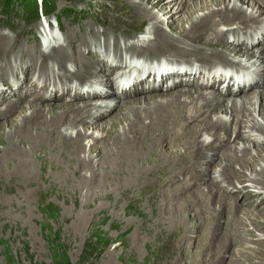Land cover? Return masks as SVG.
I'll use <instances>...</instances> for the list:
<instances>
[{"label":"rangeland","instance_id":"obj_1","mask_svg":"<svg viewBox=\"0 0 264 264\" xmlns=\"http://www.w3.org/2000/svg\"><path fill=\"white\" fill-rule=\"evenodd\" d=\"M185 1L188 0H178L177 3H184ZM219 1L221 0H215V2L214 0H207L204 2V4H202V6L205 5L204 7L206 8L205 9L203 7L204 12L207 10L217 11L219 8L218 10H221V14H224L225 10H222L223 8L220 7L221 3ZM161 2H164V5L170 8L172 11L176 9V6L174 3H171L170 0H161ZM241 2V0H224L223 4H226V6L229 8H232L234 5L239 7L241 6V8L244 10L243 12L246 15H257V22L259 23L257 27L259 26L258 28H261L262 32V29H264V14H258L259 12L257 13L256 10L257 8H253V3L251 4V2H248V0H244L245 3ZM141 3L142 2H138V0H53L55 7L53 12L48 16H38L36 19L35 17L28 19L24 17L18 5L13 7V9L17 10L16 13L14 11H8L6 12V16H3V13L0 11V35L3 34L7 37V47H9L10 43L16 39L13 47L9 49L10 57L8 68L10 70L7 73L11 71L13 72L10 73V79L14 80V73L17 79L20 77L21 68L25 66L23 63H25V61L27 62L26 58H24L26 50L29 52L33 48V50L36 52L40 51L39 53L46 52L39 50L36 40V30L40 22H52L53 16L56 15L58 23L61 25L60 35L64 40L63 45H67L65 43L67 29L76 32L75 36H77L78 39L81 36H85L89 40L92 39L90 33L88 32V28L91 27L93 31L96 32L94 35L96 42L101 44L102 49L105 39L101 35V32L106 34L110 51L114 38L120 40V46L123 49L125 46H127V44L129 45L128 42H124L128 40V38L132 37L135 32H139L142 28V24L149 26L155 22L151 19L146 20L136 13L131 12V6ZM144 7H146V9L149 8L147 4ZM66 9H68V11ZM203 10L196 9L195 13L192 14V19L196 20L203 13ZM129 13H132V15ZM154 13H156V11H154ZM189 13L185 15L183 14V18L179 17V20L183 21L181 23L183 26L182 28L187 32L190 25V23L186 22L188 21L187 16L190 15ZM153 15L155 16L154 19L159 21L163 20L162 16L158 14ZM236 15L237 13L235 16ZM225 16L228 15L225 14ZM231 16L233 17V14H230L228 17ZM99 22H101L103 25ZM78 24L85 26L79 29ZM171 24L172 25H170V22L169 25L164 23V27H162L172 36L180 37L178 35L188 34L186 32H181L182 29L179 23L175 26L173 25V22H171ZM230 26H218L217 30L223 28L222 30L230 29L228 30L230 32H245L243 26L235 22H233ZM251 31H253V27L248 30L246 34H249ZM257 32L259 33V31ZM149 33L150 37L148 39L152 40V33ZM209 36L210 35H208L206 40L211 37ZM3 37L4 36H0V38ZM241 38V36L238 38L229 34L227 35L226 40L229 43L233 42V40L239 39V43H242L244 39ZM149 40L143 41L149 42ZM250 41H255V39L244 40L246 44H249ZM94 44L96 43L92 42L90 45L92 50V46ZM248 46H252L251 51L253 54H257L260 51V47H255V43ZM145 48L142 49L143 52ZM203 48L204 50H207L206 47ZM229 58L233 61L236 60L238 62H244V65L246 66H251V68L254 70L252 72L254 78L257 80L255 77L257 73L256 69L258 68L260 75L262 70L261 66L263 67V64L257 60V57L247 60L244 57H234L231 54ZM236 61L233 63L237 64ZM68 64H70L68 68L71 66V69H67V71H73L74 66L72 63L67 62L66 65ZM48 68V80L51 78L58 80L56 76L58 73L57 68V72L51 70L49 66ZM21 74L22 77H20V80L24 81L25 76L22 72ZM99 79H102V77ZM6 80L9 81L8 74ZM258 80L259 87H253L252 90L249 91V94L231 96L228 94L223 95V90L217 92L218 90L214 88H204L201 90L202 93L206 95L205 101L206 99L212 100V98L215 96H219L218 100H224L223 104H221L216 109L217 111L215 110L213 113H210V118L212 117L211 119H218V129L210 131V128H212L211 125L205 129L204 123H198V126H196L197 131L200 129L198 132V140H195L194 137V139L190 138V136L189 139L185 138L186 140L190 141L192 147L194 146L193 148L196 149L195 153L199 152V154H202L204 153L205 148L198 149V147H196L198 144L200 145L201 143H206L219 147L221 143L220 141L223 140V136L220 133L221 130H224L225 126H228L229 128V142L227 141V143L223 144L222 148L218 150L219 153H217L219 157L217 156L216 159L212 160V165L206 174H208L209 179L211 178L214 182H216L215 184L220 189L216 198H218L221 194L230 197V199L228 198L225 201L227 202L226 207L228 208V206H230L233 208V206H236V208L239 209V217L242 216V220H236V225L239 228H235L233 233L229 235V238H232L235 233H238L236 239L233 237L231 246H228V244H226L227 242L225 243L227 240V234H223L224 230L227 229L226 227L228 224V217H226V215H224V217H220V221L218 222L220 224H218L216 234L220 239L216 237V240H210L213 246H211V242L209 245L206 244V238L212 234V229L215 227V224H210L211 216L215 213L212 212V210L210 212L199 211L198 214H195L197 208H189L186 212L188 215L187 220L183 218V223L187 226V228H184L182 233L178 231L177 227L174 228L173 225H168L167 222L164 224L161 223L160 218L164 216L168 206L166 203H161L162 193L160 191H165L169 188H157V186H152L151 182L153 179L160 177V175L156 174L157 169L160 168V165L164 166L162 164L167 162L168 165H165L163 168L166 166H171L175 159L171 158L168 161V157L166 158L164 156L163 151H161L159 159L155 163L154 161H151V169H149V172L139 179V182H127V184H129L126 188H120L115 185L112 186L111 183L105 180L101 190L98 188V190L96 189L91 191L88 189H81L79 187L77 178L68 169V165L62 160V158L59 159V163L57 164L60 166L61 171H63L62 175L52 172L54 170H52L50 166L42 165L36 155H38L40 152H43L46 149L44 148L43 150L38 151L34 156H29V159L34 165V170L32 171L31 178L26 179L27 181L25 179H20V172L17 174L15 171L16 163L18 162L15 159L13 161H9V163H4L0 169V264H159L160 261H162L161 257L163 259L168 258L173 254L172 252H167L169 249H165L170 247L167 244L175 245L177 254H175L174 259H178L177 264H203V262L206 260V256L212 255L213 252H215V254L217 253L216 256L220 257L219 254L222 245L223 250H226L225 257L227 259L220 264H264V242H259L260 239L264 241V201L260 202V197H262L261 195H264V174L262 173L264 172V136L254 131V127H256L264 132V113H259L260 103H264V100L262 99V102L259 96L260 92H264V76L260 75ZM58 83L61 86L59 80ZM50 84L55 83L50 82ZM58 88L60 91L61 87ZM187 89V86H176L175 89H170L171 91L169 90L170 92L167 93L174 94V92L176 93L179 90ZM41 92L39 93L43 94ZM157 93H160V91H157ZM23 94H25V91ZM245 96H251L249 101L250 103L245 105L246 107L243 112L236 114L235 118L232 117L229 112V101L235 99L238 102L240 101L241 97ZM180 97L182 100H184L182 95ZM55 98H57V95ZM131 98L134 97L131 96L124 99L120 98L119 100L124 101ZM11 99L18 100L19 97L14 96L10 99L7 97V102H10L9 100ZM27 99H21L20 102L22 104H19L18 106L23 105L25 107H29L30 103L26 102ZM58 101H64L65 103H68V105L69 102L73 104L72 97H66L62 99L59 95ZM83 101L84 100L81 99L77 100L76 102H78L80 105ZM105 101L110 104V107L105 111L106 113L100 119L105 117L104 120L107 119V121H109L108 125L107 123L106 125L103 123V126L99 127L96 124H100L101 121L96 122L95 120L97 119H95L90 124L84 123L85 125H79V123H76L73 126L61 125L56 129L58 133L72 136L73 139L75 138L77 131H82L83 129L86 130V136L82 141L84 149L82 151L83 153L80 152V159H89V163H91V165L93 164V167H95V161H97L98 156L94 152L90 154L89 144L92 141H95V139L96 141L94 144H96L99 140L98 138L100 137H105V140L107 139L106 134L110 128V122L112 123L111 119H114L119 112V108L117 106L113 107L114 103L118 102L117 99L109 97L106 98ZM202 101L204 100L197 101L198 105H203L205 101L203 103ZM33 103V106L45 108L54 102L48 101L47 103H44L42 101H36ZM65 103H59L60 105L58 106L63 107V110L66 111L67 115V113L73 111L75 108L72 107L71 109H68L66 108ZM262 108L264 111V107ZM24 110L25 112L23 114L27 113V115H29V109L26 108ZM140 113L143 115L142 112ZM207 113L208 112H206V114ZM92 114L93 112L90 113V115ZM19 116L20 115L18 112L13 110L6 116L8 118L4 117L0 119V124L3 127V131L6 132L7 130H10L9 126L6 124V119H13L20 122L21 116ZM154 117L155 116H152V120H154ZM142 118H144V115ZM38 120V118L34 119L35 122ZM163 120L165 121L166 118H163ZM174 121L175 120L172 122ZM146 122L147 120L145 119L143 123L146 124ZM236 122L237 124L239 123V130L243 137H236L235 133H233L237 127L235 124ZM154 124L152 126L153 128H156V123ZM123 128H126L124 122L117 123L114 126V129L118 132H121ZM135 131H138V129H135ZM185 131L186 129H184L183 135ZM215 131H218V140L213 138L217 133L212 136V133ZM22 135L23 134L20 132L18 133L17 137L20 136L19 138H21ZM154 138L157 139L158 137L155 135ZM219 138L222 139L219 140ZM3 139L4 140L0 141L1 156L4 155L12 157L15 153L14 149H7V151L2 152V150L7 146L6 138L4 137ZM145 139L146 138L144 137L142 140ZM170 140L171 137L167 139V142H170ZM186 140L182 138V145H176V147L172 146L170 148V150L172 149L171 155L174 156L175 153H180V151L183 149L182 146L186 143ZM16 142L17 141L14 140L15 144H17ZM57 148L60 150L59 145ZM97 148L99 149V147ZM224 148L226 149L223 150ZM244 149L246 151L243 156L241 153L236 155L234 151L232 152V150L237 152L241 150L242 152ZM223 152L227 153L230 161L236 156L237 160L232 163L228 162V166L227 162H224V160H222L223 158H221V154ZM54 154H56V150H54L52 154L47 152L42 156L47 160H50ZM189 154L191 155L192 153L188 152V156L186 155L187 160L191 157ZM62 155L66 160L70 157L69 154L65 152H63ZM177 157L178 158L176 160H178L179 163V160H181V155H178ZM147 164L148 163L144 162L141 166L145 165L146 167ZM183 164H185V162ZM176 165H180V163ZM227 167L229 168L227 169ZM221 168H224L227 170V172H229L228 175L232 180L226 181L222 178L223 176L220 172ZM86 170L87 169L79 170L80 175H84L85 178H89L90 172ZM94 171H96V168ZM176 171L177 169H174L171 174ZM186 173L187 172L180 176L182 177L181 180L187 185V187H192L193 185L191 184L193 183L189 181L187 176L190 172L188 174ZM14 178H18V182H13ZM209 184V181H206L203 184H197L188 190L189 192L187 195H177V199H179L180 202L190 199L189 197H191V195L194 193L193 198L203 203L204 207V203L209 204V202H212L210 204L211 208L216 210L218 209V201L216 202L213 199H208L206 194H199L196 189L197 186L200 189ZM243 185L246 187L244 190L242 189ZM240 189H242V192ZM238 190H240L241 194L238 192ZM249 191L251 193L259 192L260 196L251 197V195H249ZM244 193H246L247 196H245ZM140 194L142 197L141 199L137 200ZM234 198L235 200H233ZM154 199L159 200L160 205L153 203ZM245 213H247V215H244ZM246 216L249 219H247ZM196 217H199V220H202L203 218V226L201 225L198 227L197 234L195 224L200 221H198ZM255 217H257L258 220H255ZM178 234H180L184 239L179 238L178 241L171 239L169 240L171 236ZM193 236L194 238H192ZM178 243L181 245V254L180 248L177 246ZM216 243H218L220 246ZM161 251L165 253L162 254ZM158 257L160 261H158ZM189 259L191 261H189ZM207 261L208 262L204 264L215 263H211L212 261L210 260Z\"/></svg>","mask_w":264,"mask_h":264},{"label":"bare ground","instance_id":"obj_2","mask_svg":"<svg viewBox=\"0 0 264 264\" xmlns=\"http://www.w3.org/2000/svg\"><path fill=\"white\" fill-rule=\"evenodd\" d=\"M177 1L178 0H170V2L174 3V5L176 6V9L173 11L167 6H165L164 2H161V0H138V2H142V3L131 6L132 13H136L137 15L145 18L146 20L148 19L154 20L155 22H153L152 25L149 26L142 24L141 26L142 28L140 29L142 31L141 40L139 41L137 39L131 40V42H128L129 45L127 44V46H125L123 49L120 46V42H119L120 40L114 38L112 41V47L110 51V46L108 45L106 34L104 32H101V35L105 39L103 43V51L111 52V55L110 54L107 55L106 58L108 61H111L113 63H108L105 59L98 57L95 50L94 49L92 50L90 48L92 42L96 44L98 43L96 42V38L94 36L96 32H94L91 27L88 28V32L90 33L92 39L88 40L85 36H81L78 39L77 36H75L76 32L67 29L66 38H65V43L67 45H63V46L57 45L54 47L52 46L48 51L46 52L42 51L45 53H39L40 51L36 52L33 50V48L29 52H27V50L25 49L26 52L24 58H26L27 62L25 61V63H23L25 64V66L21 68V72L24 74L25 79L24 81L19 79L16 83L11 82L13 81V79H9L10 82L6 80L7 72L10 70L8 68L9 57H10L9 49L13 47V45L16 42V39L10 43L9 47H7V41H8L7 37L3 34L0 35V36H4L3 38H0V62H1L0 119L4 117L8 118L9 116L8 117L6 116L8 115V113L10 114V112L13 110H16L18 114L21 116L20 122L15 121L13 119L10 120L6 119V124L10 128V130H7L6 132L3 131V127L0 124V141L4 140L3 139L4 137L7 140L6 141L7 146L2 150V152L7 151V149L15 150V153L13 152L14 155L12 157L4 156V155L1 156L0 154V169L2 168V165L4 163H9V161H13L15 159L16 161H18L16 163L15 171L17 172V174L18 172H20L21 174L20 179L26 180L28 178H31L32 171L34 170V165L32 161L29 159V156H34L35 154H37L38 151H41L44 148H46L43 152H40L38 155H36L40 163L44 166H50V168L54 170L52 172L59 173L62 175L63 171H61L60 166L57 165L59 163V159L62 158V160L68 165V169L77 178V183L81 189H88L94 191L96 189L98 190L99 188L101 190L105 180L111 183L112 186L115 185L120 188H126L130 182L131 183H134L136 181L139 182V179L143 177V175L147 174L149 172V169H151L150 166L151 161H154L155 163L159 159L161 151H163L164 156L166 158L168 157V161L171 158L173 159L175 158V159L174 162L171 164V166H166L165 168H163L165 165H168L167 162L162 164L164 166L160 165V168L157 169V173H156L160 175V177L158 176L159 178L153 179L151 182L152 186H157V188H169L168 190L160 191L162 193L161 203H166L168 206V209L165 211L164 216L160 218L161 223L164 224L165 222H167L168 225L171 226L173 225L174 228L177 227L178 231L182 233L184 228L185 229L187 228V226L183 223V218L187 220L188 215L186 212L189 208L191 207L197 208L195 214H198L199 211L210 212L212 210V212L215 213L211 216L210 224H215V227L214 229H212L213 230L212 234L206 238V244L209 245L211 242L210 240L214 241V239L218 237L216 233H217L218 224H220L218 223L220 221L219 219L220 217H224V215H226V217H228L227 220L228 224L226 227L227 229L224 230L223 234H227L226 237L227 240L225 241V243L227 242L226 244H228V246H231L232 245L231 241L233 242V237L234 239H236L238 233H235L232 238H229V235L233 233V230L235 228L236 229L239 228L236 225V220L238 221L242 220V216L239 217L238 215L239 209H237L236 206H233L234 204L232 205L233 208H231L230 206H228V208L226 207L227 202L225 201L228 198L230 199V197L221 194L218 198H216L217 195L219 194L220 189L215 184L216 182H214L211 178L209 179L208 174H206L212 165V160L217 158L219 153L218 150L222 148V145L227 143V141L229 140V132H230L229 128L228 126H225V129L221 130L220 133L223 136V140L220 141L221 143L220 146L218 145L219 147L206 143L205 144L201 143L200 145L198 144L196 146L198 147V149L205 148L204 153L201 152L202 154H199V152L195 153L196 149L193 148L194 146L192 147L190 141L186 140L189 139V136L190 138L194 137L195 140H198L197 139L198 132L200 130V129L198 131L196 130L197 129L196 126H198L197 125L198 123H204L205 129L211 125L212 128H210V131L218 129L217 126L218 119L215 120L211 119L212 117L210 118V113H213L221 104H223L224 100H218L219 96H215L214 98H212V100L206 99L205 101L206 95H204L201 90L206 88V86L196 82L194 80V77H192L190 81L182 82L181 80H179L177 82H172L170 85L164 87L161 84L157 85L156 87H151L149 89L144 88L143 86L138 87V85L141 84L139 81L138 82L134 81V83L131 84L126 89H124V87H120L118 90L120 91L119 93L120 95L119 96L116 95L115 98L118 100V102L114 103L115 106L113 105V107L117 106L119 108V112L114 119H111L112 123L110 122V126H109L110 128L106 134L107 139L105 140V137L102 138L100 137L101 139L98 138L99 140L97 139L98 141L96 144H94L96 139L95 141L92 142L89 140L91 142L89 144L90 154L94 152L98 156L97 161H95L96 162L95 167H93V164L91 165V163H89V159H87L88 161L85 159H83L84 161L80 159V152H82L84 149L82 141L86 136V130L81 129L82 131H77L74 139L72 138V136L62 135L61 133H58L56 130L61 125L73 126L76 123H79V125L80 124L82 125L84 123L90 124L95 119H97L95 120L96 122L101 121L100 124L99 123L96 124L99 127L103 126L102 125L103 123H105V125L107 123L108 125L109 121H107V119L104 120L105 117L103 119H100L106 113L105 111L110 107V104H108V102L105 101L106 98H109L105 96L111 94L109 90L110 82L108 80L113 74V72L118 70L122 66V62L127 59V56L133 55L138 50L142 51V49L145 47L146 48L144 49V52H147L148 54L144 55V57L141 59V63L144 64L142 66V69L144 68L147 70H153V72L159 71L158 70L159 61L158 59L154 58L158 54H164L163 57L169 54L167 56L178 57L179 59L190 58L197 62L209 63V64H211L214 61L222 62L225 60H229L230 59L229 56L232 54V56L234 57H239V58L244 57L247 60L257 57V60L260 61L261 64H263V67L261 66L262 70L260 72V75L264 76V45H263L264 30L262 29L263 30L262 33L261 28H258L259 26L257 27V25L259 24L257 22V17H258L257 15H246L243 12L244 10L241 8V6L239 7L234 5L232 6V8H229L226 6V4H223L224 0L219 1L221 3L220 7L223 8L222 10H225V13L224 14L222 13L223 15L221 14V10H218L219 8L217 9V11L207 10L204 12L203 7L205 5L202 6V4H204V2H206L207 0H188L185 1L184 3L182 2L177 3ZM241 1H242L241 3L244 2V0ZM248 2H251V4L253 3V8H257L256 9L257 13L259 12L258 14L260 15L264 14V0H248ZM146 4L149 6L148 9L144 7L146 6ZM196 9L203 10V13L196 20H193L192 14L195 13ZM154 11H156V13H154ZM132 13L129 14L132 15ZM187 13L190 14L187 16L188 21H186L187 23H190L188 32L182 28L183 26L181 25V23L183 21L179 20V17L183 18V14L185 15ZM236 13H237L236 15L237 17L235 16ZM153 14L155 15L158 14L162 16L163 20L159 21L157 19H154L155 16ZM225 14H227L228 16L230 14H233L234 18L232 16L231 17L225 16ZM169 22L170 25H172L171 22H173L174 26L179 23L182 29L181 32L183 33L186 32L188 34L178 35L180 37L172 36L171 34L166 32L165 29L163 28L164 27L163 24L166 23V25H169ZM233 22L243 26L245 32L244 33L242 31L230 32L228 31L230 29L222 30L223 28L217 30L218 26L220 27L226 25L230 26ZM84 26L85 25L78 24L79 29ZM252 27H253V31H251L249 34H246L248 30H250ZM257 31H259V33ZM149 32L152 33V40L148 39L149 42H146L147 40L143 41L144 39H146V36L148 35L150 36ZM229 34H231L233 37H238V38L241 36L244 40L255 39V41L246 44L244 40L242 43H239V39H236L233 40V42L228 43L226 39H227V35ZM208 35H210L211 37L209 36L210 38L206 40ZM50 40H51V36H43L42 42L45 45H48L52 43ZM253 43H255V47H260L259 48L260 51L257 54H253L251 51L252 46H248V45H253ZM203 47H206L207 50H204ZM149 53H154V54L152 55ZM65 61L72 63V65L74 66L73 71H67V68L64 65ZM236 62L237 64L240 63L238 61ZM47 63L54 65L58 70L56 76L61 83L60 91L55 84H50L49 81H46L49 78L48 77L49 68ZM175 64H176L175 62H171L167 59H163L162 61L163 67L173 66ZM179 68L180 67H178V69ZM33 69H36L37 71L36 78L39 77L42 80L41 81L42 83L38 86L35 85L33 81H31L32 79L30 77V72ZM138 74H140V71H135V75ZM250 74L253 75L252 72ZM99 75L104 79H96V76ZM251 77L252 76L246 77L245 80L248 81ZM71 78H75L76 80H82L83 78H87L86 80H88L89 78L92 80L94 79L92 84L100 88L99 92L92 94H84V95L75 93L71 96L73 99V104L69 102V105L64 101L63 102L58 101L59 95L60 98L62 99L68 97L66 94L70 90L68 87L63 88L62 84H64L65 81H68ZM228 79L229 80L232 79V76H228ZM126 82L128 81L125 80L124 82H119V84H125ZM221 83L222 81H218L217 86L218 84ZM13 84H16V86H14ZM176 86L177 87L187 86L188 89L179 90L176 93L174 92V94L167 93L171 91L170 89L173 88L175 89ZM217 86H215V89H217ZM231 86L232 84L227 83L225 85V88L223 89L222 94L223 95L228 94L231 96L239 95V94H249V91L252 90L253 87L256 86L259 87V80L250 83L246 88H244V86H237L234 92L230 90ZM212 87H214V85H212ZM45 89L46 91H48L49 94L48 93L44 94L43 92H41ZM20 90L23 91V93L25 91V94L22 93L20 95H17V92ZM157 91H160V93H157ZM39 92L43 94H40ZM56 95L57 98H55ZM137 95H141V96H137ZM181 95L183 96L184 100L181 99L180 97ZM14 96H18L19 99L18 100L11 99L9 100L10 102H7L8 101L7 97L10 99L13 98ZM131 96L134 98L124 101L119 100L120 98L124 99L126 97H131ZM259 96H260V100L263 102L264 92H260ZM21 99L23 100L27 99L26 102L30 103L29 107H25L23 105L18 106L19 104H22L20 102ZM81 99H83L84 101L79 105V103L76 101ZM250 99L251 96L250 97L245 96V97H241L240 101L238 102L235 99L229 101L230 115L235 118L236 114L243 112L246 107L245 105L250 103L249 102ZM201 100L205 101V102L202 101V103L204 102V104L198 105L197 101H201ZM36 101H42L44 103L45 102L47 103L48 101H53L54 103L53 104L51 103L52 105L50 104L49 106L46 107L44 106L45 108H40L38 106H33L34 105L33 102ZM92 101L95 102L92 103ZM59 103H65L66 108L68 109H71L72 107L75 109L67 113L66 115V111L63 110V107L58 106L60 105ZM262 107H264V103H260L259 106L260 114L264 113ZM26 108L29 109V115H27V113L23 114L25 112L24 109ZM91 112H93L92 115H90ZM140 112L143 113L144 118H142L143 115ZM206 112L208 113L206 114ZM139 113L142 115V117ZM152 116H155L154 120H152ZM35 118H38L39 120L35 122L34 121ZM163 118L164 119L166 118V120L168 121L166 120L164 121ZM145 119L147 120L146 124L143 123ZM173 120L175 121L172 122ZM122 122L125 123L126 128L125 129L123 128L121 132H118L117 130L114 129V126L115 124ZM154 123H156V128H153L152 126ZM235 124L237 125V127L235 128V131L233 133H235L236 137H243V135L239 130L240 127L238 126L239 123L237 124L236 122ZM135 129H138V131H135ZM184 129H186V131L183 135ZM254 131L264 136V132H262L260 129L254 127ZM20 132L23 134L21 138H19L20 136L17 137L18 133ZM215 134L216 136L213 138L218 140L217 138L218 131L213 132L212 136H214ZM155 135L158 137L157 139L154 138ZM142 137L143 138L145 137L146 139L142 140L143 139ZM169 137H171V140L170 142H167V139ZM182 138L186 140V143L182 146L183 149L180 151V153H175L174 156L171 155L172 149L170 150V148L172 146L176 147V145L177 146L182 145L181 143ZM220 139L222 138H219V140ZM14 140L17 141L16 142L17 144L14 143ZM58 145L60 150H58L57 148ZM97 147H99V149ZM225 149L226 148H224L223 150ZM54 150H56V154H54L50 160H47L45 157L42 156L47 152L49 154H52ZM233 151L236 155H238V153H241V155L243 156L246 150L244 149L242 150V152L241 150L239 152L232 150V152ZM63 152L69 154L70 156L69 159L66 160L63 158L62 155ZM188 152L192 154L191 155L189 154L191 157L187 160ZM178 155H181V160H179L180 165H176L179 164L178 160H176L178 158L177 157ZM221 158H223L222 160H224V162H227V164L228 162L232 163L237 160V156H236L230 161L226 152L225 153L223 152L221 154ZM144 162L148 163L146 167L145 165L141 166L142 163ZM184 162L185 164H183ZM95 168L96 171H94ZM228 168L229 167H227V169ZM78 169L79 170L87 169L90 172L89 178H85L84 175H80ZM174 169H177V171L171 174V172ZM185 172H187L186 174L190 172L187 176L189 181L193 183L191 184L193 185L192 187L191 186L187 187V185L184 184L181 180L182 177L180 176ZM220 172L221 175L223 176L222 177L223 179H225L226 181L232 180L229 177L228 175L229 172H227V170L221 168ZM262 173L264 174V172ZM206 181H209L210 184L200 189L197 186L196 189L199 194L201 193L206 194L208 196V199L210 200L213 199L216 202L218 201L217 202L219 203L218 209L215 210L214 208H211L210 204L212 202L211 203L209 202V204L204 203L205 205L204 207L203 203L193 198L194 193L193 195H191V197H189L190 199H187L188 201L183 200L180 202L179 199H177L178 198L177 195H181V196L187 195V193L189 192L188 190H190L197 184H203ZM13 182H18V178H14ZM127 182L129 183L127 184ZM242 189L244 190L246 189V187H244L243 185ZM242 189H240L241 192ZM240 190H238V192L241 194ZM244 195L247 196L246 193H244ZM249 195H251L252 197L255 194L254 195L249 194ZM141 197L142 196L140 194L137 200L141 199ZM233 200H235V198ZM262 201H264V196L261 197L260 202ZM153 203L160 205V202L157 199H154ZM244 215H247V213H245ZM198 218L199 217H196V219L200 222H197L195 224V228L197 229L196 234L198 233V227H200L203 224L202 221L203 218L202 220H199ZM247 219L249 218L247 217ZM255 220H258L257 217H255ZM194 236L192 238H194ZM179 238L184 239L180 234H178L171 236L169 240L171 239L174 241H178ZM218 239L220 238L218 237ZM259 242H264V241L260 239ZM167 245L170 247L165 249L166 250L169 249V251L167 252H172L173 254L168 258L163 259L161 257L162 261H160L159 259L160 256H159L158 257V261H160L159 264H163V263L177 264L178 259H174L175 254H177L176 251L177 249H175V245L174 244L173 245L167 244ZM177 246L178 248H180V254H181V245L178 243ZM211 246H213L212 242H211ZM225 251L226 250H223V245H222L219 254L220 257L216 256L217 253L215 254V252H213L212 255L206 256V260L203 262V264L207 263L208 262L207 260L212 261L211 263L215 262L214 264L222 263L224 260L227 259L225 257ZM163 253L165 252H162V254ZM189 261L191 260L189 259Z\"/></svg>","mask_w":264,"mask_h":264},{"label":"trees","instance_id":"obj_3","mask_svg":"<svg viewBox=\"0 0 264 264\" xmlns=\"http://www.w3.org/2000/svg\"><path fill=\"white\" fill-rule=\"evenodd\" d=\"M19 6V9L24 15V17L31 18L37 17L38 13V4L37 0H0V11L3 13V16H6V12L14 11L16 9L13 7ZM53 0H40V10L44 14H51L54 10ZM68 11V9H66Z\"/></svg>","mask_w":264,"mask_h":264}]
</instances>
